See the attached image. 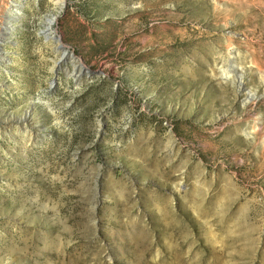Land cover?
I'll return each instance as SVG.
<instances>
[{
    "label": "rangeland",
    "instance_id": "1",
    "mask_svg": "<svg viewBox=\"0 0 264 264\" xmlns=\"http://www.w3.org/2000/svg\"><path fill=\"white\" fill-rule=\"evenodd\" d=\"M9 1L0 264H264V0Z\"/></svg>",
    "mask_w": 264,
    "mask_h": 264
},
{
    "label": "bare ground",
    "instance_id": "2",
    "mask_svg": "<svg viewBox=\"0 0 264 264\" xmlns=\"http://www.w3.org/2000/svg\"><path fill=\"white\" fill-rule=\"evenodd\" d=\"M65 1L66 0H55V4H59V5H57L59 8H61L64 4H65ZM18 4H20L19 2H18ZM18 4H16V2H14V0H10L9 2H8V4H6V6H5V8H4V11H3V14H2V18H3V22H2V26H1V29H2V31H3V33H7L9 30H11V25H10V21L12 20V14H14V13H16L19 9H18ZM22 4V3H21ZM18 9V10H17ZM21 11V10H20ZM48 27H52V26H48ZM49 32H51V34L49 33ZM54 31L53 30H51V31H49L48 29L46 30H44V32L43 33H45V36H46V38L47 39H49L50 37H53V36H55V32L53 33ZM55 40L57 41V42H60V39H59V37H55ZM62 43V42H61ZM67 56H68V58H70L72 61H73V63L76 65H78V62H77V59H76V57L74 56V53H72V51L71 50H68V52H67ZM2 60H8V59H2ZM76 65V66H77ZM79 65H80V63H79ZM83 65V64H82ZM83 68V67H82Z\"/></svg>",
    "mask_w": 264,
    "mask_h": 264
},
{
    "label": "water",
    "instance_id": "3",
    "mask_svg": "<svg viewBox=\"0 0 264 264\" xmlns=\"http://www.w3.org/2000/svg\"><path fill=\"white\" fill-rule=\"evenodd\" d=\"M53 37H55V36H53ZM58 45H59V48L62 49L63 53H67L68 52V49H66V47L61 42H59ZM72 53H73V51H72Z\"/></svg>",
    "mask_w": 264,
    "mask_h": 264
}]
</instances>
